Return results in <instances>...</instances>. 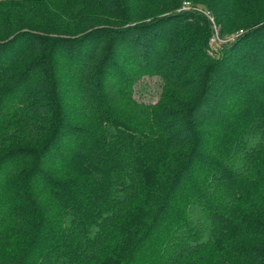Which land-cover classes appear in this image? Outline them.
I'll use <instances>...</instances> for the list:
<instances>
[{"label":"trees","instance_id":"16d2710c","mask_svg":"<svg viewBox=\"0 0 264 264\" xmlns=\"http://www.w3.org/2000/svg\"><path fill=\"white\" fill-rule=\"evenodd\" d=\"M193 1L0 0V264H264V0Z\"/></svg>","mask_w":264,"mask_h":264},{"label":"rangeland","instance_id":"374dc122","mask_svg":"<svg viewBox=\"0 0 264 264\" xmlns=\"http://www.w3.org/2000/svg\"><path fill=\"white\" fill-rule=\"evenodd\" d=\"M186 5H184L181 9L182 11H191L199 14L204 17L208 24V28L211 29V34L208 45H209V54L212 57H220L221 49L227 45L230 41L236 39L241 33L242 26H234L233 28H228L225 33L222 32L221 26L218 24L214 14L210 12L207 8V4L197 3L193 0H186ZM199 2V1H198ZM180 9V10H181ZM240 30V31H238ZM220 54V55H219ZM160 96L159 93V85L157 83V79H147L144 82V85H140L137 88L136 97L140 100L152 101L156 102ZM91 100V101H90ZM88 112L93 120L97 123L100 131V138L97 145H93L90 147L89 153L90 155L98 153L102 150L108 143L107 136L105 132V125L107 121V114L103 110V108L99 105L98 102L94 101L93 98L89 99L88 103ZM33 134V138H30V141L35 144L37 141V135ZM38 143V142H37ZM36 143V144H37Z\"/></svg>","mask_w":264,"mask_h":264}]
</instances>
